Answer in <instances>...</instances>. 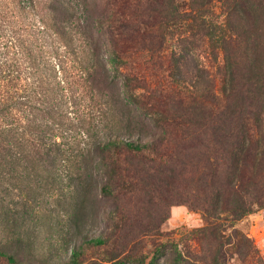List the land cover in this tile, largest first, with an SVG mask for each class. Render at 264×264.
<instances>
[{
    "label": "trees",
    "instance_id": "trees-1",
    "mask_svg": "<svg viewBox=\"0 0 264 264\" xmlns=\"http://www.w3.org/2000/svg\"><path fill=\"white\" fill-rule=\"evenodd\" d=\"M214 1L221 22L210 18ZM186 4L44 0L25 35L5 39L0 26V185L119 200L176 181L204 224L191 232L198 252L172 243L173 263L228 264L258 255L234 225L264 207V0ZM183 22L166 55L169 28ZM187 54L198 60L189 93L158 79H174ZM189 157L200 158L191 173ZM108 243L103 232L85 235L67 259L47 264H82L84 244ZM0 259L31 264L2 244Z\"/></svg>",
    "mask_w": 264,
    "mask_h": 264
},
{
    "label": "rangeland",
    "instance_id": "rangeland-1",
    "mask_svg": "<svg viewBox=\"0 0 264 264\" xmlns=\"http://www.w3.org/2000/svg\"><path fill=\"white\" fill-rule=\"evenodd\" d=\"M44 0H0V26L4 38H10L14 29L25 33L40 24L41 7ZM101 7L103 0H95ZM182 8L187 7V0H177ZM210 18L221 22L219 2L211 5ZM186 23L172 25L169 28L164 53L169 54L174 48L177 37L186 33ZM200 59L206 63L207 57L201 53ZM195 55L187 54L176 70L174 79L167 71L158 76L163 84L178 82L183 90H192L194 79ZM136 117L138 111H133ZM143 135L151 137L155 128L148 117H144ZM153 128V129H152ZM185 168L188 173L194 170V162L200 158L189 157ZM170 184L171 182H167ZM156 184L153 182L148 191L132 194L131 197H111L103 199L90 196L81 200L79 196L66 199L59 193L45 192L36 194L20 186L7 192L0 185V244L5 249L18 252L23 261L31 264H47L67 259L74 245L82 237L103 232L108 235L110 244L103 246L83 245L82 264H114L120 260L127 264H174L172 261V243L178 249L198 252V246L192 239L191 232L204 224L201 211L190 208L179 187ZM149 197V198H148ZM143 200V201H141ZM140 205V209L138 207ZM118 206L122 216L112 217L108 211ZM84 207V209H83ZM82 210V212H81ZM123 221H126L125 223ZM235 229L247 235L258 255L239 259L234 254L228 264H264V207L244 216L235 222ZM130 234V240L120 244L122 236ZM160 250L157 251V248ZM158 253V254H157ZM256 256L262 260L257 261ZM0 264L5 261L0 259Z\"/></svg>",
    "mask_w": 264,
    "mask_h": 264
}]
</instances>
